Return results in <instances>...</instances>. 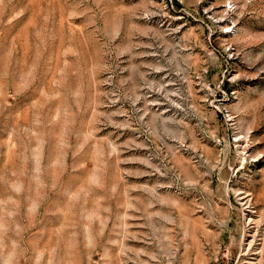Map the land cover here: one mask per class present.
I'll return each instance as SVG.
<instances>
[{"label": "rangeland", "instance_id": "374dc122", "mask_svg": "<svg viewBox=\"0 0 264 264\" xmlns=\"http://www.w3.org/2000/svg\"><path fill=\"white\" fill-rule=\"evenodd\" d=\"M0 264H264V0H0Z\"/></svg>", "mask_w": 264, "mask_h": 264}]
</instances>
